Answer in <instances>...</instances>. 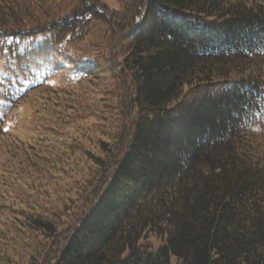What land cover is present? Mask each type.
Returning <instances> with one entry per match:
<instances>
[{"label": "trees", "instance_id": "1", "mask_svg": "<svg viewBox=\"0 0 264 264\" xmlns=\"http://www.w3.org/2000/svg\"><path fill=\"white\" fill-rule=\"evenodd\" d=\"M109 8L0 0V264H264V0Z\"/></svg>", "mask_w": 264, "mask_h": 264}, {"label": "rangeland", "instance_id": "2", "mask_svg": "<svg viewBox=\"0 0 264 264\" xmlns=\"http://www.w3.org/2000/svg\"><path fill=\"white\" fill-rule=\"evenodd\" d=\"M105 1L110 6L109 9L117 10L120 7L121 3L124 0H105ZM108 40L110 41L109 37H108ZM112 58L114 60H116V57L115 56H112ZM61 82H62V76L61 75H59L57 78L54 77V80L52 81V83H55V84H57V83H60L61 84ZM17 116H20V115L19 114H16V117ZM61 127H67L64 130H67L70 133L69 137H76L77 138V134L75 132H73V130L71 128V127H74V126H64V125H62ZM77 127H83L84 129H87L88 130V131H80V132H81L82 135H84V137L87 140H89L91 142L94 141V137H96V135H98V130L95 128V126H94V124L92 123L91 120L83 121V122L79 123L77 125ZM10 133H11V135H13V132L11 131V129H10ZM32 252H35V249H31V253Z\"/></svg>", "mask_w": 264, "mask_h": 264}]
</instances>
